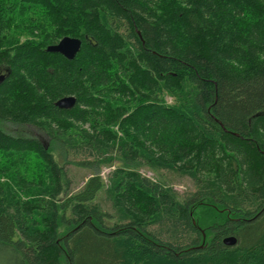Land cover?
Returning <instances> with one entry per match:
<instances>
[{
	"label": "trees",
	"instance_id": "trees-1",
	"mask_svg": "<svg viewBox=\"0 0 264 264\" xmlns=\"http://www.w3.org/2000/svg\"><path fill=\"white\" fill-rule=\"evenodd\" d=\"M0 74V264H264V0H0Z\"/></svg>",
	"mask_w": 264,
	"mask_h": 264
},
{
	"label": "rangeland",
	"instance_id": "rangeland-1",
	"mask_svg": "<svg viewBox=\"0 0 264 264\" xmlns=\"http://www.w3.org/2000/svg\"><path fill=\"white\" fill-rule=\"evenodd\" d=\"M172 100L168 97V102L170 103ZM18 133H21L25 136H31V137H39L45 142L47 141V137L44 135L43 132L39 131L35 127L32 126H26L25 128H21L19 131H16ZM70 160H80L82 159L79 154H71L68 157ZM118 163H114V165H117ZM66 171L68 173V178L71 182V188L72 189H78L85 181L91 176L92 171L80 166H77L73 163H68L65 166ZM114 169V167L106 166L103 167L101 172V175L105 179V181H108V177L111 173V171ZM140 172L145 177H149V179L153 182H158L167 186L172 187L176 193L178 194V197L185 198L194 193L195 191V184L191 177L187 175H183L171 170L167 169H154L151 168L149 165L144 164L140 168ZM102 205L105 209H107L110 212H114V208H112L111 201L107 195V193H104L102 195Z\"/></svg>",
	"mask_w": 264,
	"mask_h": 264
},
{
	"label": "water",
	"instance_id": "water-1",
	"mask_svg": "<svg viewBox=\"0 0 264 264\" xmlns=\"http://www.w3.org/2000/svg\"><path fill=\"white\" fill-rule=\"evenodd\" d=\"M82 41L76 37L66 36L62 38L57 44L49 45L46 50L48 52L60 53L68 59H74L80 51ZM4 80V75L0 74V82ZM55 104L64 109H70L76 104L75 96H65L60 98ZM227 246H235L237 238L235 236H228L223 240Z\"/></svg>",
	"mask_w": 264,
	"mask_h": 264
}]
</instances>
